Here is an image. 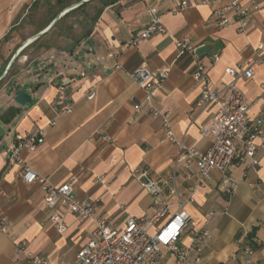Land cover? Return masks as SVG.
<instances>
[{"label": "crops", "instance_id": "obj_1", "mask_svg": "<svg viewBox=\"0 0 264 264\" xmlns=\"http://www.w3.org/2000/svg\"><path fill=\"white\" fill-rule=\"evenodd\" d=\"M35 1L0 0V76L9 68L11 72L0 82V125L5 130L0 137V219L13 234L52 264H73L97 230L93 220L80 221L69 212H64L67 231L61 234L56 230L47 218L41 185L26 184L21 166L8 157L18 136L44 131L38 150L22 151L26 164L55 186L71 183L82 201L100 200L106 219L114 229L123 231L128 219L154 214L153 198L135 179V171L148 170L151 178L168 181L171 186L178 154V147L166 139L161 117L152 116L147 105L135 112L145 94L133 72L141 66L171 69L154 105L170 114L176 139L205 152L214 138L204 137L202 129L217 109L196 107L200 97L193 77L196 66L205 64L213 89L222 90L231 81L226 69L249 62L255 64V75L238 84L250 106L249 124L261 130L256 140L258 166H233L232 174L239 182L233 197L222 190L224 175L213 172L211 181L199 188L195 201L186 206L192 223L180 245L192 246V233L208 230L202 264H246L243 246L256 229L258 248L252 260L264 264V66L253 53L264 44V0L243 1L262 7L251 16L245 32H239L236 24L223 29L216 26L214 11L227 5L219 0L187 9L183 3L203 0H115L91 23L87 34L59 36L51 29L24 46L38 34L37 25L47 22L26 24L37 8L32 7ZM152 9H158L167 34L132 45L152 23ZM233 17L229 13V18ZM181 38H190L197 46L209 45L211 51L201 60L190 52L182 53L176 43ZM215 54L219 55L217 62ZM22 89L33 95V102L7 123L10 118L1 116L17 107L14 97ZM92 91L95 97L89 99ZM68 108L71 113L64 112ZM101 176L103 183H98ZM188 185H183L184 194ZM210 213L213 216L209 218ZM154 231V227L149 229L151 234ZM14 255V242L0 231V264H15ZM161 259L162 264H176L167 249L162 250Z\"/></svg>", "mask_w": 264, "mask_h": 264}, {"label": "built area", "instance_id": "obj_2", "mask_svg": "<svg viewBox=\"0 0 264 264\" xmlns=\"http://www.w3.org/2000/svg\"><path fill=\"white\" fill-rule=\"evenodd\" d=\"M245 0H219L225 2L226 7L214 11L213 16L218 28H228L234 24L239 32H245L254 13L262 10L257 3L244 4ZM210 0L200 3H183V9L192 6L208 5ZM152 23L143 32L135 37L131 44L137 45L141 40H148L158 34H167V29L160 20L158 9H152ZM229 13L234 15L229 18ZM181 52H190L196 57L200 46L195 45L190 38H181L176 41ZM255 58L264 66V44L253 49ZM113 57V55H109ZM198 58V57H197ZM200 60V58H198ZM214 62L219 60V55L213 56ZM254 65L249 62L242 63L236 68L226 69V74L231 81L222 90H214L208 67L199 62L193 77L200 89V97L196 103L199 109L216 107L211 122L204 126V137H213L212 146L204 151L189 147L184 141L176 139L169 113L161 112L154 100L163 91L169 80L171 69L169 67L152 70L141 66L133 72L137 86L144 91L145 97L141 104L135 105V112L140 113L144 105L148 106L150 114L161 117L166 139L178 147L175 167L171 177L172 185L164 180L151 178L150 172L145 169L135 171L134 177L151 196L154 214L149 218H130L123 231L114 229L101 211V202L80 200L71 183L55 186L48 178L26 164L21 153L23 150L34 152L44 142V131L30 136H18L16 144L8 152V157L21 166V178L28 184L38 183L45 192V207L47 218L52 222L59 233L68 229L64 212L75 215L80 221L93 220L96 224V235L82 248L75 257L73 264H162L161 253L167 249L175 257L176 264H202L203 247L210 237L208 230L194 231L193 245H180L183 233L189 229L192 217L186 206L195 201L196 191L211 181L214 171L221 172L222 190L230 197L237 194L239 182L232 174L233 166L245 164L248 168L258 166L256 153L258 145L256 140L261 136V130L252 128L249 124L250 106L247 104L244 91L239 86L240 80H250L255 75ZM85 77L84 72L81 73ZM62 87L61 89H63ZM264 90V86H263ZM95 97V91L89 99ZM71 108L65 113H71ZM110 141V138H107ZM264 148V142L262 143ZM98 183H103V177L97 178ZM190 183L182 192L183 185ZM174 198V201L172 199ZM213 216L210 213L208 217ZM155 228L154 233L149 229ZM0 231L8 236L15 245V264H52V262L34 251L30 250L28 243L19 240L0 219ZM246 264H255L252 260L255 250L250 245L243 248Z\"/></svg>", "mask_w": 264, "mask_h": 264}, {"label": "rangeland", "instance_id": "obj_3", "mask_svg": "<svg viewBox=\"0 0 264 264\" xmlns=\"http://www.w3.org/2000/svg\"><path fill=\"white\" fill-rule=\"evenodd\" d=\"M70 1L71 4L67 6L65 9L71 6H75L79 0H70ZM51 2L52 4H54L55 0H52ZM100 6L101 5L97 2V0L92 1L84 10L78 12L76 15L68 19V21L66 22V26L73 28L72 30L68 29L69 32H72L77 36H81L85 32H87V30L91 26L92 18L95 16ZM61 10L62 7L59 6L53 7L51 4L47 3V1L43 0L33 12V17L32 18L29 17V20H27L26 24H29V22H34V20L36 22L49 21L54 14L59 13ZM30 30L33 31L32 28Z\"/></svg>", "mask_w": 264, "mask_h": 264}, {"label": "trees", "instance_id": "obj_4", "mask_svg": "<svg viewBox=\"0 0 264 264\" xmlns=\"http://www.w3.org/2000/svg\"><path fill=\"white\" fill-rule=\"evenodd\" d=\"M41 1L43 0H36L33 4L32 7H37L38 5H40ZM47 1V3L51 4L53 7H56V6H59V7H62V10H64L67 6H69L71 3L70 0H55V3L52 4V0H45ZM82 1V0H79L78 3ZM97 2L101 5L95 16L92 18V23H94L96 21V19L98 18V16L101 14L102 10H104L106 7H108L109 5L113 4L115 2V0H97ZM89 3H86L78 8H76L75 10L73 11H70L69 13H67L63 18L62 20H60L53 28H52V31L51 32H55L57 31L58 35L60 36L61 34H71L72 32H69V30H72L73 28L72 27H68L66 26V22L68 21V19H70L71 17H73L74 15H76L78 12L84 10L89 4ZM61 10V11H62ZM61 11L59 13H56L54 14V16L49 20L47 21L46 23H42L40 25H37V33L43 31L44 29H46L54 20L55 18L61 13ZM69 29V30H68ZM65 31V32H64ZM88 32H86L85 34H87ZM48 35V34H47ZM41 38H39L38 40H40ZM52 47V45H47L46 48H50ZM11 73V72H9ZM17 115V112H16V109L14 108H10L6 113L5 115L3 116V118H5L6 116H8L10 119H8L7 121H11V119H13L15 116ZM256 231V229H254V231L247 237V242L246 244H244L243 248H245L246 245H250L252 246V248L255 250L258 248V246L256 245V243L254 242V232Z\"/></svg>", "mask_w": 264, "mask_h": 264}, {"label": "water", "instance_id": "obj_5", "mask_svg": "<svg viewBox=\"0 0 264 264\" xmlns=\"http://www.w3.org/2000/svg\"><path fill=\"white\" fill-rule=\"evenodd\" d=\"M92 1H95V0H82L79 3H77L75 6H71V7L67 8V9L63 10V12H61V14H59L55 18V20L50 24V26H48L44 31H42V32L38 33L37 35H35V37H32L24 46L30 45L32 42H34L35 40L39 39L45 33L50 31L70 11H73L76 8L82 6V5L86 4V3L92 2ZM210 51H211V47L209 45H203V46H200V48L197 49L196 55L201 60V58H204L205 56H207L210 53ZM16 57L17 56H15L14 59L12 60V63L10 65V67L15 62ZM9 69L4 74H2L0 76V82L7 76V74H9L8 73ZM14 89L15 88H12L11 91H13ZM33 99H34L33 95L27 89H22L14 97V101H15V104L17 105V107L13 106V107H10V108L16 109V112H17V115H18L21 112L22 109H24L25 107H27L29 104H31L33 102ZM4 115H2L1 118H3ZM7 123H11V121L9 120V121H7ZM4 133H5V130L0 125V137H2Z\"/></svg>", "mask_w": 264, "mask_h": 264}]
</instances>
